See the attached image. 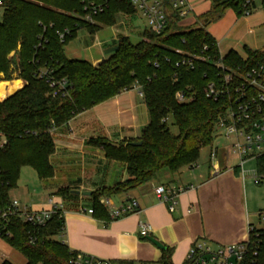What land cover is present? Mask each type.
<instances>
[{
    "label": "trees",
    "instance_id": "16d2710c",
    "mask_svg": "<svg viewBox=\"0 0 264 264\" xmlns=\"http://www.w3.org/2000/svg\"><path fill=\"white\" fill-rule=\"evenodd\" d=\"M86 0H0V83L17 79L22 89L0 102V131L8 138L6 151H0V208L11 204V193L18 186L21 170L32 168L39 179L53 176L50 157L55 152L51 129L67 125L78 114L114 98L122 92L139 88L150 114V123L140 138L123 141L113 147L107 139L96 141L107 159L127 166L128 179L112 189L93 193L94 215L108 218L100 205L103 195L127 192L153 181L162 171L179 173L196 167L201 150L212 146L218 119L232 106L229 99L217 102L207 99L204 88L220 81L214 66L219 59L215 39L208 26L220 21L228 9L242 17L246 0H212L211 9L197 17L193 26H184L178 14L167 10L168 24L161 34L145 31L143 40L133 44L122 38L113 53L97 67L86 61L70 60L65 46L78 30L96 34L117 23L121 13H132L128 5L112 3L109 10L96 18V24L85 22ZM264 11V3L261 5ZM69 31L65 41L60 34ZM208 46L212 62H197L194 69L176 67L188 54H202ZM247 59L230 52L223 64L232 69L235 83L246 71L264 63V49L244 47ZM15 53L11 58V54ZM48 70L56 79H66L68 92L48 96L49 88L37 73ZM178 91L194 95V102L179 104ZM170 119L178 133L169 126ZM141 142V146L132 143ZM258 171L264 172V157L257 160ZM65 197L69 189L57 193ZM65 229L60 213L53 215L46 227L34 228L18 217H12L8 245L24 256L27 264H68L70 250L56 240ZM34 236L33 245L29 239ZM161 264H172L171 252L163 251ZM128 264V263H120Z\"/></svg>",
    "mask_w": 264,
    "mask_h": 264
},
{
    "label": "crops",
    "instance_id": "0c3cea01",
    "mask_svg": "<svg viewBox=\"0 0 264 264\" xmlns=\"http://www.w3.org/2000/svg\"><path fill=\"white\" fill-rule=\"evenodd\" d=\"M189 2L194 9V20L184 25L187 27L193 26L197 17L204 15L212 7V0ZM228 16H233L232 27L228 25L222 28L220 24ZM134 22L120 23L123 30L114 33L110 39L101 40L98 36L100 31L96 34L88 32L90 39L83 42L84 49L75 45L77 31L75 37L65 46V54L70 60L86 61L97 67L111 56L122 38L131 41L134 33L143 39L145 24L136 26ZM241 24L242 27L238 28ZM207 31L217 41L223 57L235 52L246 60L244 47L252 51L264 49V11L261 18L254 14L239 17L233 9H228L224 17L212 24ZM20 81L22 89L24 82ZM149 123L150 114L139 88L122 92L78 114L67 125L56 129L53 136L55 152L50 157L53 176L41 180L32 169L39 179L40 191L34 189L32 194L28 185L20 187V176L11 198L17 199L23 207L31 211L32 208L45 211L52 209L50 201L56 195L59 199L56 203L53 202L63 206L65 220V229L58 236L59 242L65 244L70 251L111 260L117 264L160 262L163 251L166 250L171 252L172 264H183L190 247L199 239H205L216 246L245 241L251 215L242 200L244 178L236 169L239 159L228 153V142L219 130L212 146L208 147L209 159L202 161L199 158L196 167H185L176 174L165 170L153 181L137 188L99 198V203L102 199H109L115 207L126 200L134 199L138 203L135 213L111 220L109 209L102 205L108 218L89 214V210H94L93 193L112 189L128 179L127 166L107 159L104 149L96 141L107 139L111 143L119 144L138 139ZM221 139L225 144L218 143ZM213 149L218 150L217 162L224 169L218 176L212 174L210 167ZM158 187L182 190L174 212H170L168 205L156 195L155 190ZM62 189H69L70 195L59 196L57 193ZM142 222L150 224V237L164 245L165 250L158 249L148 237L143 238L140 235L139 225Z\"/></svg>",
    "mask_w": 264,
    "mask_h": 264
},
{
    "label": "built area",
    "instance_id": "2783aa9c",
    "mask_svg": "<svg viewBox=\"0 0 264 264\" xmlns=\"http://www.w3.org/2000/svg\"><path fill=\"white\" fill-rule=\"evenodd\" d=\"M128 5L133 10L132 13L119 14L124 18L121 24L126 21L139 17L145 21L146 31L161 34L167 27V10L172 9L182 20L193 15L194 9L189 0H86L84 5V16L82 19L93 25L96 24V18L105 14L112 3ZM264 0H246L243 4L242 17L252 15L257 5H262ZM129 19V20H125ZM69 31L60 34L61 42L65 41ZM219 59L214 62V66L220 73V81L212 82L204 88V94L207 99L215 102L229 99L232 103L231 108L222 115L217 123V130L222 132L223 138L228 142L226 150L229 154L239 159L236 169L240 175L245 178L247 173L244 171V165L248 161L258 160L264 157V63H259L255 67L246 71L235 83V72L223 64L224 57L220 54L218 43L216 41ZM208 46L203 48L202 54H188L176 67L186 66L194 69L197 62L210 63L212 59L203 53L208 52ZM15 53L11 54V58ZM18 76L15 72L14 77ZM39 79L46 81L49 93L48 96L57 97L66 95L68 92V83L66 79H56L51 76L48 70H41L37 73ZM142 95V92H141ZM143 96V95H142ZM8 98V97H7ZM6 98V99H7ZM175 99L179 104L195 101L194 95L187 94L184 91H178ZM5 100V99H4ZM4 100H0L3 102ZM56 129H51L50 134L55 135ZM9 141L4 132L0 131V151H6ZM218 150L213 149L210 155V167L214 176L223 173L224 169L218 165ZM252 176L258 183L264 181V172L254 171ZM156 195L165 204L168 205L170 212H174L178 206V196L182 190H168L164 187L156 188ZM52 204L51 210L33 212L21 203L11 198V204L7 208H0V239L7 242L12 238L9 230L12 217H18L23 222L28 223L34 228L46 227L48 221L53 215L63 216V206ZM100 204L109 209L111 220L120 219L123 216L135 213L138 209V203L134 199L126 200L120 206H113L109 199H102ZM94 210H89L93 214ZM260 227L249 223L248 237L245 241L226 246H214L205 239H199L190 247L185 262L183 264H264V210L258 213ZM140 235L143 238L150 237L152 227L146 222L139 225ZM31 244H35L37 239L31 236ZM1 258V253H0ZM2 264H9L4 261ZM68 264H117L111 260L100 259L84 253L70 251ZM134 264H161L160 262H136Z\"/></svg>",
    "mask_w": 264,
    "mask_h": 264
},
{
    "label": "rangeland",
    "instance_id": "374dc122",
    "mask_svg": "<svg viewBox=\"0 0 264 264\" xmlns=\"http://www.w3.org/2000/svg\"><path fill=\"white\" fill-rule=\"evenodd\" d=\"M254 12L255 13H253V14L256 15L257 17H259V18L263 17V10H262L261 5H258V7L256 8V10ZM232 18H233V16H228L227 19L220 24L222 26V28H226L228 25L230 27H232V23H233ZM123 20H124L123 17H118L117 24L115 26L102 28L100 30V32L98 33L99 38L101 40L110 39L111 37H113L114 33L122 31L123 28L119 24ZM125 20H129V19H125ZM193 20H194V15H190L188 18L182 20L181 23L183 25H187ZM129 21H135L134 23L136 24V26H142L145 24V21L143 19H140L139 17H136L132 20L130 19ZM211 25L208 26L209 29H210ZM241 27H242V24L238 28H241ZM236 30H239V29H236ZM77 37L78 38L75 42V45H78L80 47V49H84L85 46H84L83 42L85 40L90 39V34L88 33L87 30L80 29V30H78ZM142 40L143 39L141 36L139 37L134 33L132 34L131 42L133 44H137V43L141 42ZM110 45L113 46V44H110ZM15 80H19V79H17V77H13V80L3 81V82H13ZM20 84L22 85V82ZM0 100H2V99H0ZM173 123H174L173 119H170V121H169L170 129L174 134H177L178 130H177L176 126H174ZM223 142H225V141L223 139H221V140H219L218 143H221L223 145V144H225ZM209 152H210V149L208 147L203 148L201 150V153H200V159L202 161H205V159H209ZM258 169H259V167H258V164L255 160H251V161H248L247 163H245L244 171H245V173H247V175L244 179H242V192H241V194H242L243 203H244L245 207H247L248 213L251 215V224H254L257 227H260L259 219H258V213L260 211L264 210V181L261 183H258L255 180V178L252 176V173L254 171H258ZM20 176H21V181L19 183L20 187L21 186L27 187V185H28L32 194H33L32 191L34 189L40 191L41 188L39 186V179L37 178V176H36L35 172L32 170V168H29V167L23 168L21 170ZM51 199H53V201L56 203V201L59 199V197H57L55 195V196H52ZM32 210L36 211V212L42 211V209H35V208H32ZM59 238L60 237H56V240L59 241ZM214 246H216V245H214ZM0 253H1L0 264H2L4 261H7L9 264H27L26 259L24 258V256H22L21 253H19V251L11 248L7 242H5L4 240H1V239H0Z\"/></svg>",
    "mask_w": 264,
    "mask_h": 264
},
{
    "label": "bare ground",
    "instance_id": "6f19581e",
    "mask_svg": "<svg viewBox=\"0 0 264 264\" xmlns=\"http://www.w3.org/2000/svg\"><path fill=\"white\" fill-rule=\"evenodd\" d=\"M21 81L15 80L13 82H2L0 83V99H5L8 96L14 94L21 88Z\"/></svg>",
    "mask_w": 264,
    "mask_h": 264
},
{
    "label": "water",
    "instance_id": "95a60500",
    "mask_svg": "<svg viewBox=\"0 0 264 264\" xmlns=\"http://www.w3.org/2000/svg\"><path fill=\"white\" fill-rule=\"evenodd\" d=\"M141 142H134V143H132V145L133 146H141ZM111 145L113 146V147H116V148H118L119 147V145L118 144H114V143H111ZM77 194H79V192H76ZM87 195H90V193H86ZM148 240L153 244V245H155L158 249H160V250H165L166 249V247L164 246V245H162L160 242H158L156 239H154V238H151V237H148Z\"/></svg>",
    "mask_w": 264,
    "mask_h": 264
}]
</instances>
